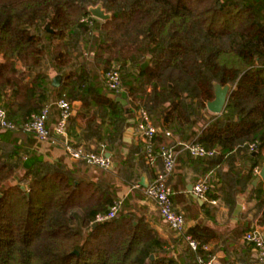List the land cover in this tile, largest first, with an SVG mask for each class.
Returning <instances> with one entry per match:
<instances>
[{"label": "trees", "instance_id": "obj_1", "mask_svg": "<svg viewBox=\"0 0 264 264\" xmlns=\"http://www.w3.org/2000/svg\"><path fill=\"white\" fill-rule=\"evenodd\" d=\"M98 5L110 20L93 18L90 9ZM0 56V108L10 121L22 126L48 107L51 129L62 101L73 112V103L82 102L68 120V137L88 152L109 153L117 164L113 171L82 161L73 168L28 165L17 151L18 160L0 158V264L208 259L210 251L193 253L187 244L175 257L164 247L154 228L157 217L140 204L148 200L141 187L124 199L115 219L95 222L123 186H135L153 171L164 147L177 153L176 162L182 153L209 166L238 162V176L245 171L252 182L251 174L264 164V0H0ZM113 64L122 80L117 93L104 79ZM215 83L232 87L219 116L206 110ZM124 92L131 108L117 101ZM139 109L157 128L152 166L145 143L127 157L122 152L129 120ZM83 122L96 128L91 146L77 129ZM183 143H197L215 156L194 159ZM185 235L207 245L203 227Z\"/></svg>", "mask_w": 264, "mask_h": 264}, {"label": "crops", "instance_id": "obj_2", "mask_svg": "<svg viewBox=\"0 0 264 264\" xmlns=\"http://www.w3.org/2000/svg\"><path fill=\"white\" fill-rule=\"evenodd\" d=\"M1 62H3V57L0 56ZM122 95L117 98V101L122 98ZM125 102L127 105L124 107L131 108L132 101L128 96ZM73 104V116H75L82 102H74ZM132 115L133 117L129 120L132 127L129 129L135 131L130 132L127 129L123 139L124 143L127 144L122 148L126 157L133 151H140L144 144L142 137L136 131L139 119L138 110L134 111ZM55 122L56 117L50 121L51 129L55 127ZM77 129L79 132L86 133L83 144L91 146V141L95 139V126L83 122ZM71 140L78 143L75 139ZM16 151L17 154L20 152L23 162L28 165L42 161L49 164L63 163L67 167L73 168L75 163H79L67 154L63 141L59 140L54 144L38 142L33 134L22 129L16 132H6L0 127V158L5 160L13 157L14 161L18 160L19 154L16 155ZM238 165V162L230 163L226 160L222 164L209 166L206 162L190 160L182 153L178 157L172 174L167 178V183L174 191L173 205L184 217L186 230L200 226L208 232L207 246L210 255L215 256L216 262L261 264L255 250L244 241L243 236L249 231L257 230L264 237V180L261 179L256 186H253V182L259 177L264 164L260 168H256L251 174L253 178L251 183L245 171L238 176L235 170ZM116 167L117 164L112 163L110 170L113 171ZM161 168L162 162L157 160L153 171L150 174L143 173L140 179L145 177V181L149 183L154 174ZM256 170H258L257 173ZM201 178L210 180L211 199L198 202L192 193V186ZM139 181L132 187L123 186L122 191L118 193V200L124 201L129 194L133 193L134 189L140 187ZM142 189L144 192V188ZM140 204L146 205L148 212L157 217L158 224L154 225V228L164 243V247L171 250L174 257L180 254L184 246L187 247L186 241L167 227L152 200L148 199L140 202Z\"/></svg>", "mask_w": 264, "mask_h": 264}, {"label": "built area", "instance_id": "obj_3", "mask_svg": "<svg viewBox=\"0 0 264 264\" xmlns=\"http://www.w3.org/2000/svg\"><path fill=\"white\" fill-rule=\"evenodd\" d=\"M104 79L107 87L112 92H119L122 85L120 66L113 64L111 68L105 72ZM62 108L59 122L53 129H49L47 124L50 117V109L48 107L42 108L38 113L34 114L30 121L22 126L16 125L10 121L6 110L0 108V127L3 130L17 131L22 129L27 133L35 136L38 142L43 143H57L59 140L64 142L67 154L74 161H82L89 166L102 168L104 170L112 167L110 158L104 152H88L82 146H77L69 137L67 133L68 120L73 114L72 105L68 102L62 101L60 103ZM139 119L137 121V133L142 137L146 145V161L147 165L152 166L155 162V156L152 152V141L157 133V128L153 121L149 118L148 113L144 109L138 110ZM182 150H185L194 159L212 158L215 156V151L206 150L197 143H183ZM253 146L251 147V149ZM159 158L162 162V170L158 171L147 188L144 189V195L152 200L167 227L176 235L184 237L188 247L193 253L199 249L203 252H209L207 245H200L190 235H185L186 224L183 216L175 209L173 205L174 191L167 183L168 176L173 172L175 167L177 153L168 148H161ZM258 170H256V173ZM28 191V188H25ZM209 185L207 179L201 178L192 186V193L203 201L207 200V193ZM214 204V202H211ZM123 206V200L115 201L113 206L103 214L96 218L95 223H104L115 219ZM243 239L246 243L252 245L256 252L257 258L261 264H264V237L260 231L252 230L244 234ZM201 264H224L216 262L215 256L209 255L206 261Z\"/></svg>", "mask_w": 264, "mask_h": 264}, {"label": "water", "instance_id": "obj_4", "mask_svg": "<svg viewBox=\"0 0 264 264\" xmlns=\"http://www.w3.org/2000/svg\"><path fill=\"white\" fill-rule=\"evenodd\" d=\"M90 13L93 16V18L102 21V22H106L108 20L111 19V15L106 13V11L103 9L102 5L97 6L96 8H91L90 9ZM47 31L48 32H53L52 29L50 28V25L47 26ZM149 64V60H146L142 65L141 68L145 69ZM232 90V87L230 85H225V86H221L218 84H213V99L211 101H208L206 103V109L207 111L215 116H219L223 113V111L225 110L227 101H228V97L229 94ZM127 98V94L123 93L122 98L118 99V102H120L123 106H126L127 103L125 102ZM130 132H134V129H129ZM108 158L110 157V154L106 155ZM264 180V165L259 173V177L254 180L253 182V186H256V184L260 181V180ZM138 185L142 188H147L148 183L145 181V177H142L138 183ZM22 190H26L25 187H22ZM1 197V196H0ZM195 199L198 200V202H201V199H198L196 196L194 197Z\"/></svg>", "mask_w": 264, "mask_h": 264}, {"label": "rangeland", "instance_id": "obj_5", "mask_svg": "<svg viewBox=\"0 0 264 264\" xmlns=\"http://www.w3.org/2000/svg\"><path fill=\"white\" fill-rule=\"evenodd\" d=\"M99 6V5H98ZM97 7V6H96ZM96 7H93V8H96ZM103 7V6H102ZM105 11H106V9L105 8H103ZM106 13H108V14H110L109 12H107L106 11ZM111 15V14H110ZM149 63H150V61H149ZM25 188H28L26 185H25Z\"/></svg>", "mask_w": 264, "mask_h": 264}]
</instances>
